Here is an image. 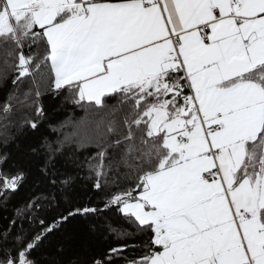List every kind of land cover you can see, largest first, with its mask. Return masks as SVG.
Masks as SVG:
<instances>
[{
  "label": "snow or ice",
  "instance_id": "obj_1",
  "mask_svg": "<svg viewBox=\"0 0 264 264\" xmlns=\"http://www.w3.org/2000/svg\"><path fill=\"white\" fill-rule=\"evenodd\" d=\"M0 264H264V0H0Z\"/></svg>",
  "mask_w": 264,
  "mask_h": 264
},
{
  "label": "trees",
  "instance_id": "obj_2",
  "mask_svg": "<svg viewBox=\"0 0 264 264\" xmlns=\"http://www.w3.org/2000/svg\"><path fill=\"white\" fill-rule=\"evenodd\" d=\"M56 101H51V102H49V111L51 112L52 111V109L55 107V105H56ZM78 115H79V113H78ZM75 232H77V233H80L81 232V226L80 225H77L76 226V228H74L73 229Z\"/></svg>",
  "mask_w": 264,
  "mask_h": 264
}]
</instances>
